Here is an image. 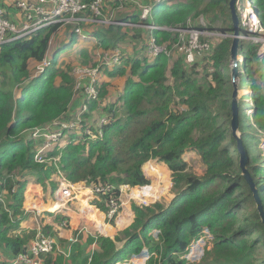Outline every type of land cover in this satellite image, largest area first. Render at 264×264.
Listing matches in <instances>:
<instances>
[{
	"label": "trees",
	"instance_id": "trees-1",
	"mask_svg": "<svg viewBox=\"0 0 264 264\" xmlns=\"http://www.w3.org/2000/svg\"><path fill=\"white\" fill-rule=\"evenodd\" d=\"M19 1L0 0L6 19L18 28L24 17L17 7ZM76 1L85 8L73 17L84 21L65 25L62 20L71 17L65 13L58 22L0 47V264H23L17 258L29 251L37 234L54 239L55 245L63 248L61 252L55 246L49 254L40 255L36 258L39 264H118L143 250L148 257L145 264H264V224L252 192L240 175L236 142L232 137L227 141L233 91L232 39L210 40L209 53L202 52L188 63L181 50L188 45V38L181 41L176 31L231 35L229 0H106L99 5L100 16L91 9L98 0ZM249 1L264 37V0ZM143 6L152 7L150 19H141ZM107 19L110 24L98 22ZM240 23L239 19L240 36L245 37ZM64 28L68 37L61 32ZM152 41L168 55L150 54ZM207 41L200 37L201 44ZM127 43L133 44L129 47ZM239 48L238 56L243 61L238 65L236 85L242 95L251 91L252 125L261 137L264 51L261 44L247 39L239 42ZM116 51L120 54L118 63L102 67L93 85L96 98L87 99L88 81L74 91L75 68H100L97 54ZM61 57L69 59L60 61ZM43 61L48 62L43 73L33 77L31 72ZM85 103V111L80 112ZM248 110L245 113L250 115ZM76 118L73 129L55 126L68 120L76 122ZM48 128L62 137L47 152V162L39 164L34 156L43 141L32 134ZM240 133L248 155L247 168L264 213V168L250 157L253 149L247 145L248 132ZM190 152L205 166L203 176L196 175L183 160ZM151 160L171 172L175 197L166 207L160 203L131 206L134 221L115 239L81 231L75 232L70 242L58 238L41 219L39 230L22 236L11 234L30 216L23 210L28 184L24 179L31 177L44 189L49 181L54 192L57 184L50 179L61 174L66 182L83 183L91 190L111 187L101 193V201L91 204L108 214L111 199L121 203L120 187L135 189L139 194L148 191L149 187H143L148 182L142 167L145 164V172L150 173L156 165L147 163ZM94 198L100 196L90 192L83 202L90 206L88 201ZM85 212L103 220L94 208ZM46 214L54 216L58 226L69 229L67 217ZM111 219L108 223H113ZM205 230L212 235L211 249L204 250L199 262L180 259Z\"/></svg>",
	"mask_w": 264,
	"mask_h": 264
},
{
	"label": "rangeland",
	"instance_id": "rangeland-1",
	"mask_svg": "<svg viewBox=\"0 0 264 264\" xmlns=\"http://www.w3.org/2000/svg\"><path fill=\"white\" fill-rule=\"evenodd\" d=\"M34 6L35 4H41L42 3H39L38 1L36 0H29ZM243 4L244 5V8H245V11L243 9ZM247 0H238L236 2V13L239 14L238 18L240 19V25L242 27H244L245 29V32L247 33V35L245 36V38L243 36H240V41L242 39H247V40H251L252 42H255V43H259L262 45V48H261V52L264 51V37L261 35V31L256 30V28L251 25L252 23H256L257 21V18L255 16V19H254V12H253V9L252 7L250 6V4L248 5L249 7L247 8ZM48 6V7H47ZM52 6H53V2L51 0H49V3H45L43 5V8L46 10V9H52ZM81 19V18H80ZM21 20H22V17H21ZM86 20V19H85ZM250 20V21H249ZM254 20V21H253ZM72 21H78L76 18L73 17L72 18H69L68 20H66L65 22V25L66 24H69L71 23ZM62 33L66 32L65 31V28L61 30ZM254 34H259L260 36H258V38H254V37H250L251 35H254ZM65 36H69L68 33H64ZM215 40H219V36H214L213 37ZM221 39V37H220ZM133 44V43H127L126 45H128L130 47V45ZM68 57H61L59 58V60H64V61H68ZM231 59V58H230ZM48 63V62H47ZM230 65H231V61H230ZM44 67L42 68H37L35 67L33 69V71L31 72L33 74V77H38L40 74L43 73V69ZM92 68V67H91ZM92 70V69H90ZM77 75V74H75ZM89 82V81H88ZM118 86L120 87L121 85L118 84ZM118 87V88H119ZM86 88V87H85ZM245 93V92H244ZM248 93V92H246ZM245 93V94H246ZM251 92L248 93V95H243L241 98H240V115H239V120H240V131H245V132H248V141H247V145H248V148H252L253 149V155L257 156L259 158V163L261 164V166L264 168V158L261 157V151L259 149V147L256 145L257 144V136L255 134V132L253 131V125H252V115H247L245 112L247 111V109H250L251 106H252V103L249 104V102H251ZM71 122L72 120H68L67 124H66V127L68 129H73L74 127L71 126ZM52 129L48 128L47 129V132H42V137L40 138H36L34 134L37 133L38 130H35L33 131V134H32V137L34 139H41L43 137L46 138L44 144L41 146V150H43V154L44 156L47 154L48 151H50L54 144L56 142H58L60 140V138L62 137V134H52L53 137H51L49 140L47 139V134L51 135ZM68 131V130H67ZM95 137L92 136V139H94ZM231 140V135L228 134L227 136V141H230ZM183 160L189 165L190 169L198 176H203L204 172H205V166L202 164L200 158L194 153V152H190V153H186L184 154L183 156ZM59 161V157L55 158L54 162L57 163ZM147 163H155L156 165H154L153 167H151L149 169V172L150 173H147L145 172V169H144V165L142 167V171L145 175V180L146 182H148L147 184H145L143 187H149L148 191L145 192V194H136L135 193V190L134 191V194L138 195H134L133 193H129L128 195L125 194V191L127 190V188L129 187H122L121 190H122V195H121V203L117 209V211L115 212V214L113 216H115L113 219V223H108L107 219H109L108 215L103 213V223L105 225H103L102 223V220L97 218H93L91 217L92 219V224H91V227H93L94 231L84 222V220L82 219V217L80 216V211H79V206L77 205L78 203V199L75 200V196L76 194H78V191L77 190H74L73 186H70L69 184H65V185H62L61 186V182L64 180V177L63 175H55V176H52L51 177V181L53 183H56L57 186L59 185V187L57 188L58 189V192L62 191L65 189V187H67L72 193H74L75 195L71 198V200L73 201L72 203H76V205H71L69 207V209L71 211H67L65 210V213L68 212V214L70 213L71 216L67 215V214H63L64 216H66L68 219H69V229L68 230H65L63 229L61 226H58L57 224H53L52 226H54V229L57 231V237L58 238H61V239H64L66 238L65 240H70V239H73V234L75 232H85L87 234H91L92 236H103V237H107V238H110V239H115L116 236L121 233L122 231H124L125 229L129 228L130 225L133 223L134 221V218H135V215L131 209V206L133 205H136L138 207H149V206H152L156 203H160L162 204L163 206H168L171 201L173 200V198L175 197L174 194L172 193V177H171V172L167 169V167L162 164V163H159L157 162L156 160H151ZM50 164V163H49ZM159 165H162V166H159ZM264 173V171H263ZM25 181L28 182V184L26 185V188H25V191H24V201H23V210L26 212V213H29L30 212V215H31V212L32 215L34 214L35 216H38L37 215V211H35L36 209H32L31 207H28L26 205L27 203V197H26V193L28 191V187L31 186L32 184L29 185V182H34L33 178L31 177H28L26 179H24ZM49 182V181H48ZM48 182L46 181L45 183H47V187L46 189H44L42 186H40V189H41V194H40V198L42 196V199H39V197L37 195H35L33 197V200L36 201L37 203H40V204H44V205H50L52 202H55V199L54 197L55 196V193L54 191L51 190V187L48 185ZM63 183V182H62ZM81 184L82 187H83V183H77L75 184L74 186H77ZM56 189V190H57ZM84 189V187H83ZM132 190V188H129ZM130 190V191H131ZM137 192V191H136ZM57 193V191H56ZM38 197V198H37ZM43 200V203L42 201ZM70 200V201H71ZM49 201V202H48ZM94 201H101V197L100 198H94V199H90L88 201V204L90 206H92V202ZM127 206L129 211L133 214V219H132V222L129 224V226H127L126 228L124 229H120L121 227H123L124 225L127 224V220L125 218V216H120L123 212H124V207ZM92 207H95V206H92ZM96 208V207H95ZM100 211V210H99ZM54 214H57V213H54ZM127 214V213H125ZM43 220V223L41 222V220L37 221V223H34L35 225V228H32V229H29L27 228V223H28V219L21 222L20 224V228L18 231H12L11 234H14V235H19V236H22L24 233H28L29 231H33V230H37V229H40V226H41V223L44 224L46 221H48L49 219H51V217L53 216H48L46 213L44 212H41V214L39 215ZM85 216H88V215H85ZM111 216V217H113ZM120 216V218L118 219V217ZM118 219V220H117ZM110 227H108V226ZM99 226V227H98ZM54 230V231H55ZM96 230V231H95ZM105 230V232H104ZM105 233V234H104ZM156 233L157 232H153L154 236H156ZM53 242H54V239L50 238ZM211 240H212V235L207 231H203V235L201 236V238L199 240H197L196 242L192 243L189 247V250H188V253L186 255H184L183 257H181L180 259H186L189 263H194V262H199L200 259L202 258L203 254H204V250L205 249H208L210 250L212 245H211ZM34 241V239L31 241V243ZM126 241H124L122 244H117V248L118 247H121L122 245L125 244ZM30 243V244H31ZM55 243V242H54ZM56 248L59 250V251H63V248L60 247L58 244L55 245ZM148 259L147 257V253H146V250H143V252L138 255V256H135L133 255L128 261H125L123 263H118V264H145L146 260Z\"/></svg>",
	"mask_w": 264,
	"mask_h": 264
},
{
	"label": "built area",
	"instance_id": "built-area-1",
	"mask_svg": "<svg viewBox=\"0 0 264 264\" xmlns=\"http://www.w3.org/2000/svg\"><path fill=\"white\" fill-rule=\"evenodd\" d=\"M28 1L29 0H20L17 3L18 9H20L21 13L24 14V17H22L23 23L20 28H18L17 25L10 23L6 19V12L2 8H0V47L3 44L24 38L35 31L41 30L44 27H47L53 23L58 22L59 17L65 13H70L71 14L70 18L73 19V16L75 13L85 8V6L80 5L79 2L76 0H51L53 2L52 9L45 10L43 8V5L45 3H49V0H36L39 3H42V5L35 4V6L32 3H29ZM117 1L122 3V2L131 1V0H117ZM163 1L168 2V3L173 2V0H163ZM105 2L106 0H98L96 3H94V5L91 6V9L95 12L96 16L101 15V13L99 12L100 10L99 5L105 4ZM159 2L160 0H155V3H159ZM248 4H250V6L252 5V3H248ZM244 5L245 4H243V9L245 10ZM151 10H152L151 6H143L142 11H141V19L142 20L150 19ZM110 17H112V14L110 15ZM68 19H65L62 21L66 22V20ZM77 20L84 21L83 19H77ZM98 22L104 23V24H110V19H107L104 21H98ZM200 24L204 25V20H200ZM251 25H253L256 28V30L259 29L258 21H256V23H252ZM145 28L150 29V30H166L165 28H157L154 26H145ZM176 31L178 32V34H180L181 41H184L185 38H188V45L187 46L183 45V47L181 48V50H184L186 54V61L188 63H193L195 56L203 54L202 52H204V54H207V52L209 53L211 49L210 40H215L213 38L214 36H219V39L220 37L222 38V35L217 32L215 33H209L206 31L199 32L193 29L191 30L179 29ZM77 32L79 33V31ZM200 37H203L204 39H208V41L205 42L204 44H201ZM148 52L152 54L153 56H157L161 53H165L168 55V53L165 51L164 48L157 47L153 41L150 44ZM119 58H120L119 51H116L115 53L99 52L97 54V59H98V62H101L100 68L98 67L96 68H91V67L75 68L73 71V74L75 76V81H76L75 86H74V91L78 92L79 88L83 86L82 85L83 82L89 81V84L85 88V94L87 95V99L90 100V99L96 98L97 92L93 85L96 83V81L100 77L102 73V67L104 66L113 67L114 65L118 63ZM240 62H241V58L239 60V63ZM46 66H47V62L43 61V63L38 68L39 69L42 67L45 68ZM234 82H236V80H234ZM86 106L87 104L85 103L80 112H84L86 109ZM251 113L252 111L250 112V114ZM77 123H78V119L76 118V122H71V126L75 127ZM66 124L67 123H61V124L57 123L55 126L61 125L63 128H67ZM42 132H47V130L46 129L38 130L37 133L34 134L35 137L36 138L42 137L41 135ZM54 133L60 134V132H52L51 135L47 134V139L49 140L51 137H53L52 134ZM41 140L43 141L42 143L43 145L46 138L43 137L41 138ZM258 147L264 153V134L259 139ZM40 148L37 150L34 156L35 162L39 164L47 162L45 158L46 155L44 156L43 150H41ZM62 182L63 184H69L70 186L75 185V184H70L66 182L65 179ZM121 188L122 187H120V191L122 192ZM110 190H111V187H106L105 189L97 188L95 190H91V192L101 197L102 192L107 193ZM61 194L63 197L67 198L68 200H71V198L75 195L67 187H65V189L61 191ZM109 205H110V210L107 215L109 219H111L112 218L111 216L115 214L119 205L115 199H111L109 201ZM69 241L73 242L74 240L70 239ZM54 247H55V243L50 238H46L42 236L41 234H37L34 241L30 244L29 251L19 255L17 258V261L23 264H39V261L36 258L42 254H49L50 252L53 251Z\"/></svg>",
	"mask_w": 264,
	"mask_h": 264
},
{
	"label": "water",
	"instance_id": "water-1",
	"mask_svg": "<svg viewBox=\"0 0 264 264\" xmlns=\"http://www.w3.org/2000/svg\"><path fill=\"white\" fill-rule=\"evenodd\" d=\"M238 0H229V8L231 11L232 15V22H233V33L231 35H222V37H230L232 39V45L230 49L231 53V69H230V77H231V82L233 85V91L231 95V116H230V135L231 137L235 140L236 142V148L237 152L239 155V169H240V175L243 178V180L247 183L249 186L254 201L256 203L257 210L259 212L260 218L262 223L264 224V213L261 210V203L259 201L258 195H257V189L256 185L253 181V178L251 176V172L247 168V163H248V155L246 153L245 147L243 145L242 139H241V133H240V120H239V115H240V98L243 96L236 85V82L234 80L239 79V60L240 57L238 56L239 52V42H240V33H239V18L236 13V2ZM241 61H243L241 59ZM245 95V94H244ZM248 110V109H247ZM247 112V111H246ZM248 141V139H247ZM129 188H127L126 194L128 195L130 193Z\"/></svg>",
	"mask_w": 264,
	"mask_h": 264
},
{
	"label": "crops",
	"instance_id": "crops-1",
	"mask_svg": "<svg viewBox=\"0 0 264 264\" xmlns=\"http://www.w3.org/2000/svg\"><path fill=\"white\" fill-rule=\"evenodd\" d=\"M251 111H252V109H251ZM250 111V112H251ZM253 131L255 132V134H256V136H257V138H259L260 137V134L257 132V130L255 129V127H253ZM261 151V150H260ZM264 153L261 151V157L262 158H264ZM250 157L252 158V159H257V162H259V158L257 157V156H255V155H253V151H252V153L250 154ZM168 169V168H167ZM66 183V182H65ZM30 184H32L31 186H29L28 187V191H27V193H26V197H27V203H26V205L28 206V207H31L32 209H36L35 211H37V215L38 216H35L34 214L32 215V213L33 212H31V215L29 216V221H28V223L26 224L27 225V228H29V229H32V228H35V225H34V223H37V221L38 220H44V219H42L41 217L39 218V215L41 214V212H44V213H46V212H48V213H60V214H67V215H69V216H71V214L69 213L68 214V212H66L65 213V210H67V211H71L70 209H69V207L71 206V205H76V203H72L73 201L71 200H68L67 198H65V197H63L62 196V194H61V191L60 192H58V189L56 190L57 191V193H56V191L54 192L55 193V196L56 197H54V199H55V202H52L50 205H44V204H40V203H37L36 201H34L33 200V197L35 196V195H37L38 197L40 196V194H41V189H40V186L39 185H36L33 181L32 182H29V185ZM62 185H65V184H63V183H61V186ZM59 187V185L57 186V188ZM83 187H84V189H83ZM83 187H82V185L81 184H79V185H77V186H73V188H74V190H77L78 191V194H76L75 196H77V197H75V200H77L78 199V203H77V205L80 207L79 208V211H80V216L82 217V219L84 220V222L94 231V229H93V227H91V224H92V219H91V217H93V218H95L96 219V216H91L90 214H88V213H86L85 212V210H87V209H91V208H94L98 213H99V215H101L102 217H103V213H101L97 208H95V207H92V206H88V205H85L84 204V202H83V199H84V197L85 196H87L88 195V193H87V189H89V188H87L84 184H83ZM90 191H91V189H89ZM127 191V190H126ZM126 191H125V194H126ZM134 191L135 190H131L130 191V193L131 192H133L134 193ZM135 193L136 194H138L136 191H135ZM127 195V194H126ZM37 197V198H38ZM128 197H130V198H132L131 196H130V194H129V196ZM39 199H42V196H41V198L39 197ZM42 201V203H43V200H41ZM49 202V201H48ZM125 209H124V212L120 215V216H125V218H126V220L128 221L127 222V224L126 225H124L123 227H121L120 229H124V228H126L127 226H129V224L132 222V219H133V214L129 211V209H128V207L127 206H125L124 207ZM125 213H127V214H125ZM85 215H88V216H85ZM64 216V215H63ZM120 216L118 217V219L120 218ZM66 217V216H65ZM117 219V220H118ZM26 222V221H25ZM55 223V217L53 216V217H51V219H49L48 221H46L44 224L46 225H49V226H51L52 228H53V231L55 230L54 229V226H52L53 224ZM102 223H103V220H102ZM56 224V223H55ZM103 225H105L104 223H103ZM106 226H108V225H106ZM108 227H110V226H108ZM36 230V229H35ZM37 230H39V229H37ZM96 231V230H95ZM54 232H57L56 230L54 231ZM105 234V233H104ZM64 239H66V238H64Z\"/></svg>",
	"mask_w": 264,
	"mask_h": 264
},
{
	"label": "clouds",
	"instance_id": "clouds-1",
	"mask_svg": "<svg viewBox=\"0 0 264 264\" xmlns=\"http://www.w3.org/2000/svg\"><path fill=\"white\" fill-rule=\"evenodd\" d=\"M247 2H248V3H251L249 0H247ZM247 92L249 93V92H251V91H247ZM248 93H246L245 95H248ZM249 104H251V102H249ZM251 109H252V113H251V115H252V114L254 113V110H253V104H252V106H251ZM251 109L248 110V111H249V114H250Z\"/></svg>",
	"mask_w": 264,
	"mask_h": 264
},
{
	"label": "bare ground",
	"instance_id": "bare-ground-1",
	"mask_svg": "<svg viewBox=\"0 0 264 264\" xmlns=\"http://www.w3.org/2000/svg\"><path fill=\"white\" fill-rule=\"evenodd\" d=\"M249 4H247V8L249 7L248 6ZM254 19H255V15H254ZM254 21V20H253ZM254 23H255V21H254ZM130 26V25H129ZM91 191L89 190V189H87V193L89 194ZM131 193H133V192H131ZM99 227V226H98ZM104 232H105V230H104Z\"/></svg>",
	"mask_w": 264,
	"mask_h": 264
}]
</instances>
